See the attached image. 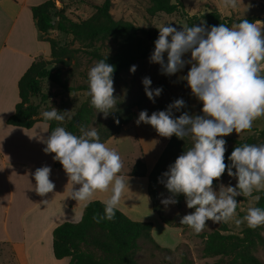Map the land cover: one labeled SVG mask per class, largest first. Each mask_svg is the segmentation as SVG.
<instances>
[{
  "label": "clouds",
  "instance_id": "9594fccd",
  "mask_svg": "<svg viewBox=\"0 0 264 264\" xmlns=\"http://www.w3.org/2000/svg\"><path fill=\"white\" fill-rule=\"evenodd\" d=\"M222 5L235 7L237 0H222ZM157 29L150 62L159 64L161 74L165 75L177 73L185 64L190 65L180 79L202 105L199 115L185 111L176 117L173 109L179 111L185 106L183 99H176L164 110L150 115L147 110H141L135 121L152 126L165 138L175 136L190 141L161 174L163 179L158 178L170 193L161 199V204L165 208L174 205L176 196L182 194L186 207L193 210L181 216L179 224L187 225L197 234L209 220L222 223L231 219L237 226L246 223L249 228L264 225V208L251 206L239 218L236 213V197L251 196L258 200L259 197L252 193L264 188V143L235 146L227 158L230 163L226 165V141L223 139L232 132L251 128L255 119L264 116L261 22L241 19L231 26L220 23L205 27L201 23L184 25L180 30L168 23ZM185 54H189L187 60L182 58ZM135 69L136 66L131 65L129 72ZM113 72L114 65L106 62V56L95 61L87 72L86 95L96 112L105 117L117 103L113 95ZM141 83L146 97L154 102L162 89H151L148 77L142 78ZM66 113L51 107L41 115L45 121L61 122ZM41 142L45 145L43 152L54 153L52 159L61 164L67 175V197L82 201L86 206L95 193L106 192L108 195L102 200L103 214H96L93 219L97 223L113 219L121 196L128 188L129 177L119 174L122 168L119 153L101 142L95 127L85 129L81 126L80 134L76 135L56 126ZM226 170L236 184H219L218 190H214L213 180ZM50 171L49 166H41L32 173L34 190L40 196L52 192L55 187L49 179Z\"/></svg>",
  "mask_w": 264,
  "mask_h": 264
},
{
  "label": "trees",
  "instance_id": "16d2710c",
  "mask_svg": "<svg viewBox=\"0 0 264 264\" xmlns=\"http://www.w3.org/2000/svg\"><path fill=\"white\" fill-rule=\"evenodd\" d=\"M111 5V0L94 3L93 12L78 20L67 16L62 7H56L55 0H44L30 7L39 37L49 44V56L47 58L38 57L31 61L18 78L19 100L14 105V111L6 117V123L30 127L37 120L45 121L42 115L38 116L39 105L30 101V97L34 95H40L41 100L46 97L41 91L42 79L52 81L63 90H88L87 83L69 85L63 71L59 67L51 70L48 68L50 64L68 66L76 59V54L80 50H83L95 61L106 56V62L114 65L112 78L115 82L123 70L129 69L131 65L151 52V44L139 36L138 27L129 20L114 18L110 12ZM182 8L181 0H149L146 12L152 16L157 12L172 13ZM185 15V25L188 26H193L200 18L205 19L208 26L220 23L229 26L232 23H238L241 19H247L250 22H264V16L254 14L238 17L222 15L214 5L204 14ZM55 21H57L55 29L71 35V41H76L78 46L71 47L68 44H60L56 38L47 35ZM156 38V35L152 36L153 41ZM106 40L116 43V48L112 53L100 52L99 45L96 44L97 42L101 44ZM95 114L96 109L90 104L88 96L63 125L54 120L45 121L48 124V134L56 126H62L67 131L79 135L81 126L87 129V124ZM134 116L135 113L128 110L127 104L117 101L115 108L106 117V120L100 121L95 127L101 142L118 133L120 127ZM174 116L178 117L179 115ZM117 120L118 123L115 122ZM248 130H252V133L243 139L223 138L225 141L231 142V145L225 148L224 162L226 165L230 163L227 158L235 146L244 143H264V127L261 129L251 127L244 131ZM186 140V138L182 140L175 136L169 137L150 171H147L141 159H137L129 171L131 175L147 176L152 209L166 224L168 223L166 218L157 208L155 185L158 183V178L160 179L158 170L166 156H178L184 151L187 147ZM53 166L62 168L58 161H53ZM226 173L227 170L221 176ZM216 181L217 179H214L212 184ZM253 194L259 197L254 201L253 206L264 208V189L254 191ZM182 199H184L182 194L177 195L175 204L179 205ZM103 207L102 201L93 199L86 206L84 205L78 221H63L52 229V252L55 258L68 257V264H136L135 252L139 248L138 241L140 239L151 241L158 249H166V247L159 246L152 238V222L150 220L130 219L117 208L113 219H105L97 223L93 216L103 214ZM263 228L264 225L249 228L245 223L240 233H232L226 232L225 222L219 223L217 228L201 233V237L204 239L202 253L218 257L209 264H264V261L254 253L257 246L264 247ZM183 258L184 261L187 260L185 256ZM183 263L182 261L180 264ZM157 264H167V262L162 260Z\"/></svg>",
  "mask_w": 264,
  "mask_h": 264
},
{
  "label": "rangeland",
  "instance_id": "374dc122",
  "mask_svg": "<svg viewBox=\"0 0 264 264\" xmlns=\"http://www.w3.org/2000/svg\"><path fill=\"white\" fill-rule=\"evenodd\" d=\"M181 1L183 3L182 9L172 13L157 12L151 16L146 12L149 0H111L112 5L110 7V12L116 19L129 20L135 24L138 27L139 36L146 39L151 44V52L154 48L152 36H158L157 28L169 23L176 27L177 30H180L182 26L185 25V14L201 15L207 12L213 5L222 15L238 17L254 14L264 16V0H237V5L231 8L224 7L222 5V0ZM212 1L216 4H218L219 1L221 2V5L216 6ZM100 2L101 0H55V6L62 7L67 16L78 20L90 15L94 10L93 4ZM260 22L262 24V34H264V22ZM201 23H203L205 27H210L206 24V20L203 18H200L194 25H200ZM47 35L56 38L60 44H68L71 47L78 46L76 41H71V35L62 33L55 28L50 29L47 32ZM96 44L99 45L100 52L106 54L112 53L116 48V43L112 40H106L101 44L97 42ZM151 52L134 64L136 66L135 72L130 73L129 69H125L120 73L119 79L113 82L114 97H116L117 101L127 104L128 110L135 113V116L129 122L134 120V118H138V114L141 110H147V113L150 115L154 111L164 110L176 99H183L185 106L179 111L173 109L174 115L178 116L185 111L189 114H201V103L191 95L190 89L186 86V82L180 79V77L186 75L190 65L185 64L183 69L172 75L161 74L160 65L150 62L149 58ZM76 55V59L68 66L48 65V68L51 70L59 67L67 78L68 84L73 86L87 83V72L95 62V60L91 59L83 50L77 52ZM41 57L45 58L46 56L41 55ZM182 58L187 60L189 54H185ZM261 74H264V69H262ZM144 77L150 78L151 89L157 87L162 89L160 95L154 97V102L150 101L145 95L141 83L142 78ZM41 91L46 95L44 100L40 99V95L30 97L32 103H37L39 105L38 116H41L43 111L50 110L51 107L56 108L58 111H67L65 119L60 122L62 125L88 97V95H86V90H63L60 86L47 79H42ZM106 117L102 113L96 112L87 124V129L96 127L100 121H105ZM263 127L264 116H261L252 122V128L261 129ZM120 130L121 127L118 133L109 137L103 143L119 153L122 161L120 172H122L127 171L137 159H141V147L138 143V137L134 134L132 124L127 130ZM145 133L148 137V131H145ZM251 133L252 130H242L239 133L232 132L223 138L234 137L236 139H243ZM186 142L187 146H189L190 141L187 139ZM230 145L231 142L226 141L225 148ZM176 157L177 156L175 155L173 157L166 156L165 161L161 163L158 170V176H160L161 180L163 179L161 174L167 170L168 166L174 162ZM219 184L234 186L236 180L235 178H230L226 173L212 184L214 190H218ZM155 189L157 191L156 201L158 211L166 218L168 223H164L161 226H158V224L155 223L156 226L151 235L159 246L166 247V249H158L151 241L140 239L138 241L139 248L135 252L136 264H157L162 260H165L167 264H180L182 261L184 262L183 264H209L216 260L218 258L217 256H207L202 253L204 239L201 237V233L217 228L219 223H213L210 220L206 221V226L200 233L197 234L193 232L187 225L179 224L180 217L190 213L193 209H188L186 207L184 199L180 201L179 205H168L167 208H165L160 201L161 199L170 196V193L164 188V185L161 182H158L155 185ZM252 196L256 195L252 193ZM236 199L238 201L236 213L237 218H239L245 214L249 207L253 206L255 200H253L251 196L243 195L236 197ZM225 224L227 226L226 232L232 233H240L245 225V223H242L237 226L234 223V220L231 219L225 222ZM262 234L264 235V228ZM254 253L264 261V247L257 246L254 249ZM183 256H185L187 260L184 261Z\"/></svg>",
  "mask_w": 264,
  "mask_h": 264
},
{
  "label": "crops",
  "instance_id": "0c3cea01",
  "mask_svg": "<svg viewBox=\"0 0 264 264\" xmlns=\"http://www.w3.org/2000/svg\"><path fill=\"white\" fill-rule=\"evenodd\" d=\"M44 0H0V264H68V257L55 258L52 252V229L63 221L80 219L84 202L69 195L67 175L63 168L53 166L54 153H45L41 142L48 135V124L37 120L30 127L6 123L19 100L17 80L31 61L49 56V44L39 37L30 7ZM216 6H220L218 1ZM134 118L121 126L132 124L141 147V160L147 171L154 166L168 139ZM120 130V131H121ZM148 131V137L145 135ZM133 165V163H132ZM131 165V167H132ZM49 166V179L55 187L43 196L34 190L32 173L36 168ZM127 171L125 188L117 208L130 219L164 222L152 209L146 175ZM78 187V186H77ZM106 192H97L93 199L102 201ZM47 201V203H42Z\"/></svg>",
  "mask_w": 264,
  "mask_h": 264
},
{
  "label": "water",
  "instance_id": "95a60500",
  "mask_svg": "<svg viewBox=\"0 0 264 264\" xmlns=\"http://www.w3.org/2000/svg\"><path fill=\"white\" fill-rule=\"evenodd\" d=\"M56 23H57V21L54 22L53 28H56Z\"/></svg>",
  "mask_w": 264,
  "mask_h": 264
}]
</instances>
